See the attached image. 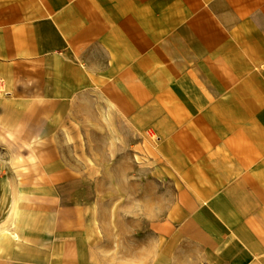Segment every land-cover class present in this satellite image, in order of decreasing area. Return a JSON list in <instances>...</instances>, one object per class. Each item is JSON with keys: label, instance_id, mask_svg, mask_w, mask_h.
I'll return each instance as SVG.
<instances>
[{"label": "crops", "instance_id": "crops-1", "mask_svg": "<svg viewBox=\"0 0 264 264\" xmlns=\"http://www.w3.org/2000/svg\"><path fill=\"white\" fill-rule=\"evenodd\" d=\"M96 94L119 116L158 105L174 121L158 162L185 216L154 227L207 264H264V0H0V111L42 102L40 134L55 102ZM47 178L66 189L28 193L46 208L23 212L13 191L0 264H81L91 180Z\"/></svg>", "mask_w": 264, "mask_h": 264}, {"label": "rangeland", "instance_id": "rangeland-1", "mask_svg": "<svg viewBox=\"0 0 264 264\" xmlns=\"http://www.w3.org/2000/svg\"><path fill=\"white\" fill-rule=\"evenodd\" d=\"M98 96L55 102L43 117L40 134L35 130L41 125L37 106L42 102L1 109L0 223L9 222L14 190L25 196L20 202L23 212L28 207L46 208L37 204L42 198L28 193L52 184L55 192L64 190L66 185L57 188L61 183L48 181L47 175L74 172L91 180L85 188L92 209L87 207L83 215L78 208L76 213L81 224L77 239L81 264H207L195 246L154 227L169 220L178 205V183L171 170L158 162L157 151L158 128L171 127L174 121L162 118L158 105L122 117L111 111L115 108L107 98ZM196 104L201 108L205 103ZM6 176L11 182L4 180ZM183 216L185 212L176 207L172 217Z\"/></svg>", "mask_w": 264, "mask_h": 264}, {"label": "bare ground", "instance_id": "bare-ground-1", "mask_svg": "<svg viewBox=\"0 0 264 264\" xmlns=\"http://www.w3.org/2000/svg\"><path fill=\"white\" fill-rule=\"evenodd\" d=\"M22 197H23V195H21V200H22V201H24V199H25V196L23 197L24 199H23Z\"/></svg>", "mask_w": 264, "mask_h": 264}]
</instances>
